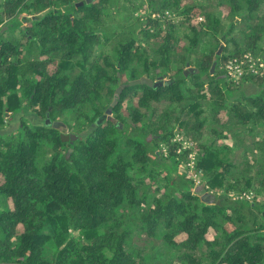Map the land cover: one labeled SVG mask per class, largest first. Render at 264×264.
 Masks as SVG:
<instances>
[{
    "label": "trees",
    "instance_id": "obj_1",
    "mask_svg": "<svg viewBox=\"0 0 264 264\" xmlns=\"http://www.w3.org/2000/svg\"><path fill=\"white\" fill-rule=\"evenodd\" d=\"M78 1L0 0V264H264V0Z\"/></svg>",
    "mask_w": 264,
    "mask_h": 264
},
{
    "label": "built area",
    "instance_id": "obj_2",
    "mask_svg": "<svg viewBox=\"0 0 264 264\" xmlns=\"http://www.w3.org/2000/svg\"><path fill=\"white\" fill-rule=\"evenodd\" d=\"M164 14L168 17L167 19H171L172 16L170 15V13L165 12ZM200 20L201 18H194V20L192 21L198 22ZM224 70L228 79L231 80L234 84H238L245 76H264V62L259 58L253 57L250 53H244L241 56L229 58L224 65ZM182 146H191V144L188 142H183ZM193 155L194 154L191 152L188 153V161L186 163V167L190 170H192L194 167ZM236 198L251 200L252 194L251 192H244L237 195Z\"/></svg>",
    "mask_w": 264,
    "mask_h": 264
},
{
    "label": "rangeland",
    "instance_id": "obj_3",
    "mask_svg": "<svg viewBox=\"0 0 264 264\" xmlns=\"http://www.w3.org/2000/svg\"><path fill=\"white\" fill-rule=\"evenodd\" d=\"M80 1H83V0H80ZM80 1H78V2H80ZM196 1L198 3H201L202 5H204L206 8H209L210 11H212V10L214 11V10L218 9L217 6L214 7L213 4H211V3H213V0H196ZM27 17H30V16H27ZM19 20H21V18ZM192 20H194L193 17L189 18V20L187 19L186 20L187 24L186 25H183L182 27L179 28L180 34H182V33H184L186 31V26H188V23L191 24V22H193ZM16 21H14V22L16 23ZM172 21H176L177 22L176 19H174ZM178 24H179V22L177 23V25ZM7 25H8L7 23L3 24V26L0 27V31H2V32L6 31L7 30V28H6ZM14 34L16 35L17 32L15 31ZM33 48H34L33 50L35 51L36 50L35 49V46ZM218 49H219V51H221V46H219ZM166 80H168L166 77L163 78V81H166ZM259 90H260V88L254 86V85H252L250 83H245V84L242 85V87H241V89L239 91H237L236 93H233L232 94V97H236L237 95H242V94H244V95H252V94L257 93ZM66 115H64L62 118H60L59 121H65V122H66V120L68 121V114H66ZM24 117H26L31 123H41V121H42L37 116H35L33 114H30V113L25 114ZM11 120H12L11 122L5 121L4 127L0 130V133L15 131L18 128V124H19V121H18L19 120V114H15L12 117ZM67 133H73V134H75V131H74V129H72V128L70 129L69 128V130H68ZM181 167L182 168H185L188 172H192V170H190L187 167H184V166H181ZM199 178L200 177L197 174L194 176L195 184H197V185L201 183L200 180H199Z\"/></svg>",
    "mask_w": 264,
    "mask_h": 264
},
{
    "label": "water",
    "instance_id": "obj_4",
    "mask_svg": "<svg viewBox=\"0 0 264 264\" xmlns=\"http://www.w3.org/2000/svg\"><path fill=\"white\" fill-rule=\"evenodd\" d=\"M92 0H84V2H90ZM83 4V1H80L78 3H76V6H79V5H82ZM40 16V15H39ZM38 15H34V16H31V17H25L26 20H30V19H37L39 18ZM2 32V31H0ZM213 69H214V64L211 65V68H210V73L213 72ZM188 72H194V73H198V70L197 69H194V68H189L187 69L186 71H184V74L187 75ZM139 83H143V84H146L147 86H153V87H157V86H160L161 84L165 83L166 84V81H163V77L160 76L158 77L154 82L147 79L146 77H142L140 78L139 80H134V81H130L128 82V85H136V84H139ZM126 84H121L117 89H116V92H115V96H117L116 94H118L120 91H121V88L125 87ZM116 102V97L113 99V102L111 105H114ZM44 124L45 125H49L51 126L53 129L57 130L59 132V136L61 138L62 141H70V142H73L74 140H76L77 136L73 133H67L68 132V127L65 123H63L62 121H50V119H45L44 121ZM182 170L188 174H191V175H194L195 173L194 172H187L186 169L182 168ZM194 193L195 194H199L201 199L203 200H207V198L210 196L209 193L205 192V185L204 183H200V184H196L195 187H194Z\"/></svg>",
    "mask_w": 264,
    "mask_h": 264
}]
</instances>
